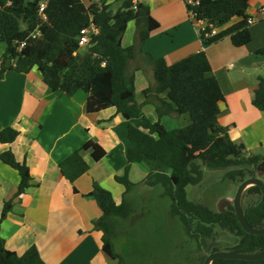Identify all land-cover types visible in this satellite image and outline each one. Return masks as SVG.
<instances>
[{"label":"trees","instance_id":"16d2710c","mask_svg":"<svg viewBox=\"0 0 264 264\" xmlns=\"http://www.w3.org/2000/svg\"><path fill=\"white\" fill-rule=\"evenodd\" d=\"M40 1L0 0V42L6 46L0 61V77L6 71L28 73L36 69L52 92L67 95L78 90L85 92L86 110L90 114L114 108L127 120L140 119V128L128 125L127 136L133 145L126 152L123 175L115 177L124 187L122 202L116 205L112 194L96 182H92L89 193L102 212L92 224L94 230L101 233L105 255L121 264L113 250V240L134 213L127 199V194L138 187L128 179L132 163L147 167L140 184L160 188V195L170 201V216L181 222L186 236L195 242L199 251L206 250L207 255L220 251L217 244H211L215 242L217 228L235 237L230 251L248 254L263 251L264 234L245 233L232 207L219 213L187 199L186 187L200 183L205 169L226 170V179L240 183L254 177L255 167L264 157L249 153L242 143L232 141L227 128L220 125L218 115L224 95L217 79L209 75L211 65L205 52L191 54L170 65L162 58L143 53L142 44L157 23L147 6L137 2L133 9V0H48L45 21L38 15ZM183 1L187 12L194 13L193 22H205L204 29L199 31L204 47L227 37L234 47L251 42L248 0ZM114 2L120 3L115 11L111 9ZM233 19L237 22L223 28ZM129 22L135 23L136 40L134 45L124 48L121 39ZM91 24L98 33L86 47L80 48L78 34ZM211 28L216 33L205 37ZM35 29L39 36L32 39L29 34ZM21 42L26 44L19 50L17 44ZM136 54H142L152 70L153 82L143 93L144 103L155 108V122H150L142 113V105L135 102L134 75L127 72V66ZM255 54L264 58V46ZM251 104L264 112V76L258 78ZM184 114L189 117L186 126L167 130L161 123L164 116ZM17 136L15 129L6 127L0 131V143H12ZM197 150L204 152L193 155ZM84 151H91L96 161L105 156V151L90 141L72 152L58 166L71 183L89 170L82 156ZM0 160L19 175L14 195L17 198L30 186L29 170L25 163L17 162L11 152L0 154ZM243 199L247 223L253 228L264 227V196L259 188L248 187ZM11 206L12 200L5 203L2 219ZM207 255L201 258L202 262ZM0 264L45 263L35 246L19 255L7 250L0 239ZM211 264H264V258L257 261L217 259Z\"/></svg>","mask_w":264,"mask_h":264},{"label":"crops","instance_id":"0c3cea01","mask_svg":"<svg viewBox=\"0 0 264 264\" xmlns=\"http://www.w3.org/2000/svg\"><path fill=\"white\" fill-rule=\"evenodd\" d=\"M248 1V15L260 17L264 0ZM136 2L147 6L157 23L142 44L143 53L170 65L204 51L211 65L209 75L217 79L224 95L218 115L220 125L227 128L232 141L242 143L249 153L264 150V133L256 129L259 123L264 125V112L251 104L264 70V58L255 54L264 46V16L250 26L249 44L234 47L227 37L204 47L199 31L205 22H193L183 0ZM236 22L233 19L223 28ZM135 32V23L129 22L121 39L124 48L135 44ZM5 49L0 42V61ZM127 72L134 75L135 102L142 105V113L150 122L157 121L154 106L144 103L143 91L153 79L142 54L130 60ZM86 105L85 92H52L36 69L28 73L6 71L0 77V131L11 127L18 132L14 142L0 143V154L11 152L17 162L25 163L31 177L30 186L14 198L19 175L0 160V239L7 250L20 255L35 246L45 264H118L102 251L101 233L92 224L102 212L89 193L92 182H96L112 194L116 205L122 202L124 187L115 177L123 175L125 155L133 145L127 136L128 125L140 128V119L127 120L114 108L90 114ZM245 117L252 119L240 125ZM161 123L173 130L186 126L189 117L164 116ZM88 141L99 145L105 156L96 161L91 151H84L82 156L89 170L71 183L58 166ZM146 174L144 164L132 163L128 179L139 185ZM11 200V209L2 219L4 205Z\"/></svg>","mask_w":264,"mask_h":264},{"label":"rangeland","instance_id":"374dc122","mask_svg":"<svg viewBox=\"0 0 264 264\" xmlns=\"http://www.w3.org/2000/svg\"><path fill=\"white\" fill-rule=\"evenodd\" d=\"M119 4L114 2L111 9L115 11ZM129 27L132 29L133 23H130ZM260 74L261 77L264 76V70ZM251 119L252 117L242 118L240 125ZM256 129L259 130L258 133H264L262 122ZM262 151L264 152L258 148L253 149L251 153L264 154ZM202 152L204 151L197 150L193 155ZM225 171L205 169L200 183L186 187L187 199L213 211H217L218 203L222 199L231 202L237 182L226 179ZM160 192V188L151 189L139 184L135 191L127 194L134 213L128 222L119 228L118 235L113 240L114 252L118 254L121 264H202L201 258L208 252L199 251L195 242L186 236L181 222L169 214V199L161 196ZM244 205L245 202L242 201V207ZM214 239L215 242L208 240V243L217 244L220 251L232 252L229 250L235 239L232 234L217 228Z\"/></svg>","mask_w":264,"mask_h":264},{"label":"water","instance_id":"95a60500","mask_svg":"<svg viewBox=\"0 0 264 264\" xmlns=\"http://www.w3.org/2000/svg\"><path fill=\"white\" fill-rule=\"evenodd\" d=\"M257 171L264 172V159L257 165ZM256 186L260 189L261 194L264 196V182L259 178H249L244 180L238 186L234 198L231 202L222 199L218 203L217 212L223 213L224 207L231 203L233 205L235 216L238 220V223L242 230L251 235H263L264 234V227L261 228H253L251 227L244 216L242 207H241V199L244 191L250 187ZM264 258V250L258 253H237V252H229V251H217L213 252L204 259L202 264H211L214 260L217 259H230V260H244V261H257Z\"/></svg>","mask_w":264,"mask_h":264},{"label":"built area","instance_id":"2783aa9c","mask_svg":"<svg viewBox=\"0 0 264 264\" xmlns=\"http://www.w3.org/2000/svg\"><path fill=\"white\" fill-rule=\"evenodd\" d=\"M47 2H48V0H41L39 2V5H38V15H39L40 19L43 20V21H45V19H46L45 15H44V11H45ZM133 4H134L133 9H136V6H137L136 0L133 1ZM259 14L261 15L260 17L264 16V8H261L259 10ZM189 17L191 19H193L194 13L189 12ZM260 17H256L255 16V17L249 18L248 21H247L248 25L254 24L255 22H257L259 20ZM197 22H200V21H197ZM204 27H205V25H204ZM204 27H203V29H204ZM203 29H201V30H203ZM97 33H98V30L93 24L89 25L86 28L81 29L79 34H78V37H77L78 46L80 48L86 47L89 44L90 39L94 35H96ZM215 33H216V30L214 28H211V32L205 34V37L214 35ZM38 36H39V31L37 29H35L33 32H31L29 34V37L32 38V39H35ZM25 44H26V42L18 43L17 44V48L20 50V49H22L25 46Z\"/></svg>","mask_w":264,"mask_h":264},{"label":"flooded vegetation","instance_id":"af4514ba","mask_svg":"<svg viewBox=\"0 0 264 264\" xmlns=\"http://www.w3.org/2000/svg\"><path fill=\"white\" fill-rule=\"evenodd\" d=\"M264 156V155H263ZM263 159H264V157H263ZM262 159V160H263ZM261 160V161H262ZM260 161V162H261ZM259 162V163H260ZM258 163V164H259ZM257 164V165H258ZM257 165H256V167H255V175H254V177H249V178H259L260 180H262L263 181V178H264V172H262V171H257ZM249 178H246V179H249ZM246 179H244V180H246ZM243 180V181H244ZM242 181V182H243ZM233 182V181H232ZM264 182V181H263ZM241 183V182H240ZM240 183H237V186H236V190H237V188H238V186L240 185ZM260 190V189H259ZM236 192V191H235ZM261 193V192H260ZM235 195V194H234ZM262 195V194H261ZM263 196V195H262ZM234 198V197H233ZM232 198V199H233ZM226 201H228L227 199H225ZM244 199H243V195H242V199H241V207H242V201H243ZM230 202V201H229ZM228 206V208H230V207H232L233 208V205L231 204V203H229V204H227L225 207H224V212L228 209V208H226ZM242 210H243V207H242ZM233 211H234V209H233ZM235 214V213H234ZM211 254V253H210Z\"/></svg>","mask_w":264,"mask_h":264}]
</instances>
